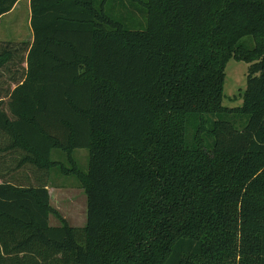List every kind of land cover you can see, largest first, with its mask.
<instances>
[{"label": "trees", "instance_id": "16d2710c", "mask_svg": "<svg viewBox=\"0 0 264 264\" xmlns=\"http://www.w3.org/2000/svg\"><path fill=\"white\" fill-rule=\"evenodd\" d=\"M135 1L144 30L106 0H29L32 42L0 46V70L25 64L0 93V264H264V0ZM230 59L248 64L232 108ZM53 150L84 191L83 227L50 205ZM24 168L44 180L20 182Z\"/></svg>", "mask_w": 264, "mask_h": 264}, {"label": "rangeland", "instance_id": "374dc122", "mask_svg": "<svg viewBox=\"0 0 264 264\" xmlns=\"http://www.w3.org/2000/svg\"><path fill=\"white\" fill-rule=\"evenodd\" d=\"M131 5L129 0H106L103 5L104 12L112 19L117 20L128 30H144L147 24V13L145 8L141 9L138 2ZM98 7L100 4L97 5ZM143 8V7H142ZM29 0L18 2L14 8L6 15L0 17V46L11 42L13 48L20 50L21 44L29 45L32 42V31L30 28ZM25 46V47H27ZM24 49L19 52V58L25 57ZM25 64L17 63L10 69L0 70V93L7 94L15 87V83L20 81L25 72ZM248 64L230 59L225 68V80L223 85L222 105L228 108L239 107L242 104L241 95L245 88ZM210 122L213 121L210 118ZM209 122V123H210ZM209 123L206 127H209ZM237 124H240L237 122ZM194 130L187 129V138L191 140ZM5 140H0V146L5 144ZM77 168L83 174L88 169V151L86 149H76L72 153ZM8 160H17L10 157ZM51 161L59 165L51 169L48 173L47 186L50 188L51 205L58 214L72 227H83L86 223V197L79 181L75 176L63 175L60 164L65 169L71 168L67 156L60 150L51 152ZM13 165L8 168H13ZM0 168H4L0 160ZM2 170V169H1ZM3 171V170H2ZM5 172H3L4 174ZM18 180L22 183L38 184L44 180V173L35 168H24L16 173ZM27 179V181L25 180ZM51 226L60 225L57 218L50 217Z\"/></svg>", "mask_w": 264, "mask_h": 264}, {"label": "crops", "instance_id": "0c3cea01", "mask_svg": "<svg viewBox=\"0 0 264 264\" xmlns=\"http://www.w3.org/2000/svg\"><path fill=\"white\" fill-rule=\"evenodd\" d=\"M2 155H0V159H2ZM1 170V169H0ZM47 191L49 193V197H50V205H51V194H50V188L47 186ZM52 206V205H51ZM51 217V216H50ZM50 217H49V225L51 226V222H50ZM55 226H59V225H53V227ZM72 227V226H71Z\"/></svg>", "mask_w": 264, "mask_h": 264}]
</instances>
